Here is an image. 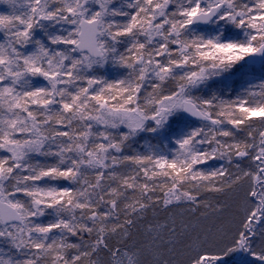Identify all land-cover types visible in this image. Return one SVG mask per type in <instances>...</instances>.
Instances as JSON below:
<instances>
[{"label": "snow or ice", "instance_id": "6c2138e0", "mask_svg": "<svg viewBox=\"0 0 264 264\" xmlns=\"http://www.w3.org/2000/svg\"><path fill=\"white\" fill-rule=\"evenodd\" d=\"M0 264H264V0H0Z\"/></svg>", "mask_w": 264, "mask_h": 264}]
</instances>
